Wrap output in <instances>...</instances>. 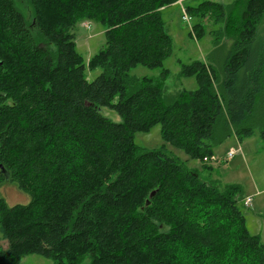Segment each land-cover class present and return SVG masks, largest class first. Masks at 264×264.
<instances>
[{"label": "trees", "instance_id": "16d2710c", "mask_svg": "<svg viewBox=\"0 0 264 264\" xmlns=\"http://www.w3.org/2000/svg\"><path fill=\"white\" fill-rule=\"evenodd\" d=\"M176 1L26 0L27 18L14 0H0V185L28 196L9 205L0 194L7 242L0 264L27 254L54 264H264L237 184L213 183L162 149L134 143L136 131L158 123L163 140L210 168L203 159L211 142L228 134L222 109L240 139L251 134L242 123L264 98V42L256 34L264 0L184 7L186 15L223 22L231 41L218 57L221 71L208 59L182 66L181 75L195 77L194 90L166 97L165 69L158 79L129 75L170 54L160 10ZM86 20L100 22L105 37L87 64L100 69L91 81L72 33ZM191 29L204 32L200 22Z\"/></svg>", "mask_w": 264, "mask_h": 264}, {"label": "rangeland", "instance_id": "374dc122", "mask_svg": "<svg viewBox=\"0 0 264 264\" xmlns=\"http://www.w3.org/2000/svg\"><path fill=\"white\" fill-rule=\"evenodd\" d=\"M17 8L27 18H30V9L26 0H14ZM205 0H184V7L197 6ZM230 5L234 0H210ZM176 3L168 4L160 10V15L164 21L167 33L171 37L172 50L158 67H147L136 65L129 70L130 76L137 78L149 76L158 79L161 72L166 70L167 76L163 81L164 95L171 97L179 90H194L197 88L193 75H181L180 70L183 65L195 60L206 62L208 59L210 66L217 71H221L222 63L228 52L231 50V41L223 29V22L213 23L209 18L203 20L196 15L187 13L190 21L182 19L181 7ZM201 20V21H200ZM202 23L204 32L202 35L195 34L191 25ZM74 34L75 49L81 55L84 65V76L87 81L93 80L100 73L98 67L89 69L87 67L89 59L105 46L104 27L95 20L78 21L72 29ZM260 41L264 42V17L257 26V33ZM257 48V44H254ZM221 55V56H220ZM211 56V59L208 57ZM218 59V57H223ZM102 113L112 121H119L120 117L116 111L103 108ZM219 124L228 130V134L219 137L212 143V154L203 161L210 168L202 167L199 160L191 159L180 148L171 145L161 138L160 126L153 124L147 130L136 131L133 140L141 148L162 149L166 154L177 158L184 167L196 169L199 175L217 184H237L240 187V197H242L241 209L244 215L245 224L249 233L258 234L264 244V137L261 132L264 130V98L254 107L249 118L242 123L243 127L251 128L250 135H240V139L235 136L233 124L228 120L226 111L222 109L219 116ZM234 150L233 156L227 153ZM0 194L9 205L15 203H27L28 196L19 191L14 184L4 183L0 185ZM249 198V203L245 206V200ZM1 237V234H0ZM2 241V246L6 247L7 242ZM85 260L82 264H85ZM18 264H54L49 258L38 254L24 255Z\"/></svg>", "mask_w": 264, "mask_h": 264}, {"label": "built area", "instance_id": "2783aa9c", "mask_svg": "<svg viewBox=\"0 0 264 264\" xmlns=\"http://www.w3.org/2000/svg\"><path fill=\"white\" fill-rule=\"evenodd\" d=\"M179 5H180V7H181V11H182V19L185 20V21H187V22H189L190 19L185 15L186 12H185V10H184V6H183V4L181 3V1L179 2ZM234 153H235V152L231 150V151L228 152V156H233ZM248 203H249V198H247V199L245 200V204H248Z\"/></svg>", "mask_w": 264, "mask_h": 264}, {"label": "bare ground", "instance_id": "6f19581e", "mask_svg": "<svg viewBox=\"0 0 264 264\" xmlns=\"http://www.w3.org/2000/svg\"><path fill=\"white\" fill-rule=\"evenodd\" d=\"M186 15V14H185ZM187 16V15H186ZM188 17V16H187ZM189 18V17H188ZM231 151V150H230ZM232 151H234V150H232ZM235 152V151H234ZM227 155H228V153H227ZM244 204H245V202H244ZM247 204H245V206H246Z\"/></svg>", "mask_w": 264, "mask_h": 264}, {"label": "crops", "instance_id": "0c3cea01", "mask_svg": "<svg viewBox=\"0 0 264 264\" xmlns=\"http://www.w3.org/2000/svg\"><path fill=\"white\" fill-rule=\"evenodd\" d=\"M181 1V3L183 4L184 3V0H180ZM176 3V2H175ZM179 4V3H178ZM183 6H185V5H183Z\"/></svg>", "mask_w": 264, "mask_h": 264}, {"label": "water", "instance_id": "95a60500", "mask_svg": "<svg viewBox=\"0 0 264 264\" xmlns=\"http://www.w3.org/2000/svg\"><path fill=\"white\" fill-rule=\"evenodd\" d=\"M0 168H1V165H0ZM153 193V192H152ZM148 203V201L146 202V204Z\"/></svg>", "mask_w": 264, "mask_h": 264}]
</instances>
